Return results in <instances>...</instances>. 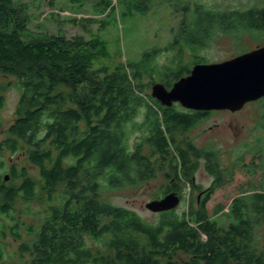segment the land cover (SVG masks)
Segmentation results:
<instances>
[{"label": "trees", "instance_id": "1", "mask_svg": "<svg viewBox=\"0 0 264 264\" xmlns=\"http://www.w3.org/2000/svg\"><path fill=\"white\" fill-rule=\"evenodd\" d=\"M162 2L180 17L166 46L148 48L112 71L93 67L110 53L100 33L107 18L117 19L121 7L134 15ZM31 9L24 0H0V111L10 77L20 90L15 118L0 142V168L8 164L2 153L21 151L40 173L15 163L7 171L17 183L0 173V264H264L258 236L264 229V110L256 119L261 134L226 164L220 148L199 146L189 136L216 110L164 106L150 93L155 82L171 87L189 74L185 62H205L198 52L218 36L240 39L243 51L244 36L260 42L264 5L219 9L203 0H100L94 4L104 15L100 31L89 39L34 25ZM166 51L175 54L161 64ZM202 161L214 176L205 195L192 196L181 211L160 212L155 222L103 196L163 173L167 183L154 198L171 191L182 197L187 184L197 188L193 177ZM239 174L245 180L236 197L211 215L212 194ZM35 200L43 206L38 212ZM10 237L19 242L16 258L6 255Z\"/></svg>", "mask_w": 264, "mask_h": 264}, {"label": "rangeland", "instance_id": "2", "mask_svg": "<svg viewBox=\"0 0 264 264\" xmlns=\"http://www.w3.org/2000/svg\"><path fill=\"white\" fill-rule=\"evenodd\" d=\"M32 7L34 25L44 24L51 31L58 32L62 29L68 37L76 35L83 36L86 39L91 38L92 34L100 31V22L98 18L104 16L95 12L94 4L100 0H87L84 6H78L74 0H24ZM210 3L216 8H246L253 4L264 5V0H203ZM126 7L117 9L116 18L110 16L109 26L101 29V36L107 41L109 48L108 56H102L98 62H94V68L107 66L109 71H112L121 61L139 60L143 52L148 48L159 49L166 46L172 40V29L176 28L180 17L176 15L167 2H162L155 5L146 12L136 11L134 15H125ZM52 14V15H51ZM51 18L48 20L47 18ZM76 18V20H73ZM73 20V21H72ZM260 38V42H256L255 38L247 35L244 36V43L248 49L238 48V38L229 36H218L208 47L203 48L198 52L200 57L206 58L205 62H217L232 58L238 54L253 50L258 45L264 44V32H259L256 35ZM174 51H166L161 54L159 61L161 64L168 62L174 55ZM187 61L193 58L192 52L187 53ZM188 68L193 67V62H185ZM200 63V62H198ZM196 64V63H195ZM176 72L182 68L174 67ZM182 74H187V70H182ZM173 76H171L172 78ZM172 80H174L172 78ZM8 81L12 84L4 91L5 105L0 113L4 121V126L0 128V142L7 135L5 129L14 120L16 108L19 103L20 90L15 84L16 79L10 77ZM64 89V87L62 88ZM70 90H65L69 92ZM152 90H150L151 93ZM73 101H70L72 104ZM264 102H250L243 109L237 112L230 110H216L204 122L197 125L189 132V136L199 146L210 144L221 149L222 160L229 164L233 157L245 150L243 143H253L255 137L261 134L262 130L256 127V119L260 117V109L264 110ZM182 106V105H181ZM133 136V142L136 140ZM138 136V135H137ZM3 158H6L8 164L5 168H0V173L3 177L9 174L7 171L11 164L18 166H26L30 173L39 177V169L28 162L24 152L11 153L5 151L2 153ZM203 162L200 168L196 171L193 179L197 188L193 189L190 184L185 186L182 201L178 205V210L185 209L192 201V196L200 195V192L208 188L214 176L205 170ZM242 175L236 176V180L219 188L212 194L207 203L209 213L213 215V210L218 204L228 205L231 200L238 194L239 184L244 181ZM5 182L17 183L10 177ZM167 183L164 174L161 173L157 178L145 182L136 188H126L120 191H108L103 193V196L108 201L115 205L125 206L136 210L144 220L149 222L157 221L160 212H154L146 207V203L154 199V195L159 193L161 188ZM199 187H202L199 190ZM34 212L42 209V203L35 200L32 202ZM28 218L31 217L28 216ZM261 242L264 244V229L259 230ZM92 242V240H91ZM19 242L13 238H8L5 241L6 255L16 258V252Z\"/></svg>", "mask_w": 264, "mask_h": 264}, {"label": "water", "instance_id": "3", "mask_svg": "<svg viewBox=\"0 0 264 264\" xmlns=\"http://www.w3.org/2000/svg\"><path fill=\"white\" fill-rule=\"evenodd\" d=\"M151 90V95L164 106L179 103L197 111H240L264 97V44L226 60L196 63L171 87L158 81ZM10 177L6 174L4 179ZM181 201V195L171 191L148 201L146 207L163 212L177 208Z\"/></svg>", "mask_w": 264, "mask_h": 264}, {"label": "flooded vegetation", "instance_id": "4", "mask_svg": "<svg viewBox=\"0 0 264 264\" xmlns=\"http://www.w3.org/2000/svg\"><path fill=\"white\" fill-rule=\"evenodd\" d=\"M205 190H206V189H204V190H202V191L200 192L199 199H200L202 196L205 195Z\"/></svg>", "mask_w": 264, "mask_h": 264}]
</instances>
